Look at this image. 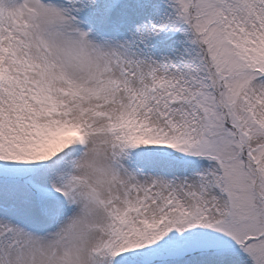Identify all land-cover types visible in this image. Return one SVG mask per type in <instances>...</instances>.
I'll return each instance as SVG.
<instances>
[{"label":"snow or ice","instance_id":"6c2138e0","mask_svg":"<svg viewBox=\"0 0 264 264\" xmlns=\"http://www.w3.org/2000/svg\"><path fill=\"white\" fill-rule=\"evenodd\" d=\"M0 264H264V0H0Z\"/></svg>","mask_w":264,"mask_h":264}]
</instances>
